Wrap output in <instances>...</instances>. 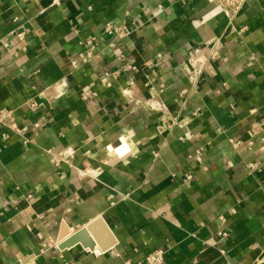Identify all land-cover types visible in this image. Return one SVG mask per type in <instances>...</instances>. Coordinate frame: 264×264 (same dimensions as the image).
Returning a JSON list of instances; mask_svg holds the SVG:
<instances>
[{
    "label": "crops",
    "instance_id": "0c3cea01",
    "mask_svg": "<svg viewBox=\"0 0 264 264\" xmlns=\"http://www.w3.org/2000/svg\"><path fill=\"white\" fill-rule=\"evenodd\" d=\"M3 109L0 264H264V0H0ZM98 217L110 250L60 249Z\"/></svg>",
    "mask_w": 264,
    "mask_h": 264
},
{
    "label": "built area",
    "instance_id": "2783aa9c",
    "mask_svg": "<svg viewBox=\"0 0 264 264\" xmlns=\"http://www.w3.org/2000/svg\"><path fill=\"white\" fill-rule=\"evenodd\" d=\"M60 1L61 0H54V2H56V3H59ZM216 2L218 4L220 10L222 11V13L230 21H233L245 9L249 0H216ZM107 30L108 31L109 30L110 31L116 30L118 33H120V31H121V29H117L111 24L107 25ZM124 31L129 32V29L124 27L123 32ZM121 33H122V31H121ZM16 34L20 40L24 39V36H25L24 31H19ZM97 39H98L97 37L91 36L85 41V43H84L85 49H84V52L81 54V60L83 62L89 61L95 57ZM218 43H219V40L216 44L215 43L211 44L210 48L214 49V47L217 46ZM214 56L215 55L213 54V57ZM119 75H120V71L113 73V75L108 74L103 79V81H107L110 76L118 77ZM123 93H124V95L131 96V88L124 90ZM28 102L31 105V107L35 108L38 106V103L34 100L33 101L31 100ZM146 104L149 105L153 110L161 111V112H168V107L163 103V101H160V97L157 95L152 96L150 99H148ZM0 124L9 127L12 131L20 132L16 122L14 121L13 113L11 110L3 109L0 111ZM174 124H175L174 121H170V123H168L167 121L164 122V125L167 126V128H171V126H173ZM164 125L162 124L159 127L160 133H163L165 131ZM33 126L35 128H38V127H40V123H35ZM28 142H31V140L28 138H25L24 143H28ZM250 144H252V141L250 142ZM46 152L52 157V160L56 165L60 164L62 159H61V156L59 155V153L54 152L52 149H48V150H46ZM155 156L157 157V156H159V154L157 153ZM189 178H191V176H189ZM25 200L28 201L29 204L33 205L37 201V198L33 197V195H28L27 197H25ZM218 235L220 237V240H222V239L228 237L229 234L226 231H220L218 233ZM56 246H57V244H56ZM94 253H96L97 255L102 254V252L98 253L97 250H95ZM165 255H166L165 249H158V250L150 253L149 255H147L145 260L139 262L138 264H165ZM126 264H132V263H131V261H127Z\"/></svg>",
    "mask_w": 264,
    "mask_h": 264
},
{
    "label": "water",
    "instance_id": "95a60500",
    "mask_svg": "<svg viewBox=\"0 0 264 264\" xmlns=\"http://www.w3.org/2000/svg\"><path fill=\"white\" fill-rule=\"evenodd\" d=\"M59 241L61 242L60 249L81 243L85 247H90L93 251L96 250L98 245L104 252L110 250L116 244V239L103 217H98L74 233L71 232L69 226L65 225L61 229Z\"/></svg>",
    "mask_w": 264,
    "mask_h": 264
},
{
    "label": "bare ground",
    "instance_id": "6f19581e",
    "mask_svg": "<svg viewBox=\"0 0 264 264\" xmlns=\"http://www.w3.org/2000/svg\"><path fill=\"white\" fill-rule=\"evenodd\" d=\"M98 253H100V251L97 250Z\"/></svg>",
    "mask_w": 264,
    "mask_h": 264
}]
</instances>
